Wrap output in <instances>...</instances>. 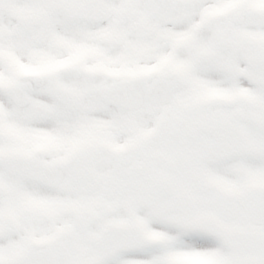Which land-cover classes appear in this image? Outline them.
Returning <instances> with one entry per match:
<instances>
[{"label": "snow or ice", "instance_id": "1", "mask_svg": "<svg viewBox=\"0 0 264 264\" xmlns=\"http://www.w3.org/2000/svg\"><path fill=\"white\" fill-rule=\"evenodd\" d=\"M0 264H264V0H0Z\"/></svg>", "mask_w": 264, "mask_h": 264}]
</instances>
